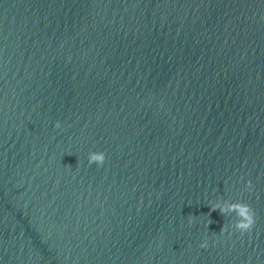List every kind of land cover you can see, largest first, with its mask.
I'll return each mask as SVG.
<instances>
[{"label": "water", "instance_id": "95a60500", "mask_svg": "<svg viewBox=\"0 0 264 264\" xmlns=\"http://www.w3.org/2000/svg\"><path fill=\"white\" fill-rule=\"evenodd\" d=\"M0 264H264V0H0Z\"/></svg>", "mask_w": 264, "mask_h": 264}, {"label": "clouds", "instance_id": "9594fccd", "mask_svg": "<svg viewBox=\"0 0 264 264\" xmlns=\"http://www.w3.org/2000/svg\"><path fill=\"white\" fill-rule=\"evenodd\" d=\"M55 127L60 128L62 127L61 122L57 121L55 124ZM107 159V153L105 151H92L89 153V164H97L98 166H103L105 161ZM241 181H243V177L240 178ZM254 182L252 179H248L244 183V190L246 191H253L254 190ZM211 205V210H219L224 216L231 215L235 213V222L232 225L236 230H238L241 235L244 233H250L253 227L256 224L257 220V215L256 211L253 208V206L245 202L243 200H237V201H232L230 199L225 200V199H217L214 202H210ZM191 222V221H190ZM227 226L224 225L223 228L221 229V232L226 231ZM208 246V240L205 239L201 247H207Z\"/></svg>", "mask_w": 264, "mask_h": 264}]
</instances>
